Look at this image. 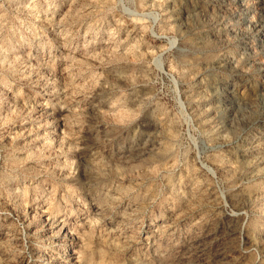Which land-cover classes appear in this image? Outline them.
I'll return each instance as SVG.
<instances>
[{
  "label": "rangeland",
  "instance_id": "374dc122",
  "mask_svg": "<svg viewBox=\"0 0 264 264\" xmlns=\"http://www.w3.org/2000/svg\"><path fill=\"white\" fill-rule=\"evenodd\" d=\"M0 264H264V0H0Z\"/></svg>",
  "mask_w": 264,
  "mask_h": 264
}]
</instances>
